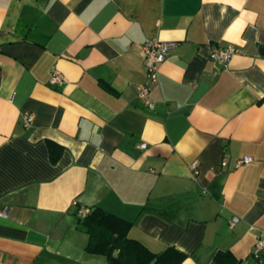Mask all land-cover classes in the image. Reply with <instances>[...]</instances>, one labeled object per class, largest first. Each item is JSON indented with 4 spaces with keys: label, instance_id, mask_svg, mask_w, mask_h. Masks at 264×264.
Here are the masks:
<instances>
[{
    "label": "crops",
    "instance_id": "crops-1",
    "mask_svg": "<svg viewBox=\"0 0 264 264\" xmlns=\"http://www.w3.org/2000/svg\"><path fill=\"white\" fill-rule=\"evenodd\" d=\"M146 38L175 42L152 109L136 92ZM209 44L239 52L224 65ZM48 140L62 147L55 162ZM95 206L180 264L257 262L264 0H0V264H108L86 251L78 208Z\"/></svg>",
    "mask_w": 264,
    "mask_h": 264
},
{
    "label": "trees",
    "instance_id": "trees-1",
    "mask_svg": "<svg viewBox=\"0 0 264 264\" xmlns=\"http://www.w3.org/2000/svg\"><path fill=\"white\" fill-rule=\"evenodd\" d=\"M50 159L55 162L62 147L55 142L47 141ZM81 225L88 234L86 251L104 255L108 264H180L185 255L169 247L156 254L148 250L139 241L128 237L131 222L95 206L80 218ZM118 250L116 256L113 252ZM230 256L228 252H218L214 259L220 264H233L234 259L224 261ZM154 261V262H153Z\"/></svg>",
    "mask_w": 264,
    "mask_h": 264
},
{
    "label": "built area",
    "instance_id": "built-area-1",
    "mask_svg": "<svg viewBox=\"0 0 264 264\" xmlns=\"http://www.w3.org/2000/svg\"><path fill=\"white\" fill-rule=\"evenodd\" d=\"M175 42L162 41L158 38H146L144 42L140 44L139 54L143 60L146 69V80L137 86L136 92L139 100L148 108L152 109L154 103L150 96L151 85L156 84L158 81V68L168 53L174 48ZM239 50L233 46H219L215 44H209L207 46L208 57L212 60H216L224 65L228 63L230 58L238 53ZM50 82L53 84H60L64 78L62 73L58 69H54L50 76ZM34 115L30 112L24 113L22 116V125L25 128H29L33 123ZM145 143L139 144L140 148H144ZM253 159L251 156L245 155L236 160L235 165L238 166L243 163L251 162ZM226 163V159L223 160ZM190 167L194 174L197 173V161L194 160L190 163ZM75 204V203H74ZM7 210L0 211V216L6 217ZM89 212L88 208L79 207L78 214L84 217ZM238 221L237 216H232L228 222L231 227ZM254 256L257 258V262L254 264H261L260 258L264 256V233L258 236L253 250Z\"/></svg>",
    "mask_w": 264,
    "mask_h": 264
},
{
    "label": "water",
    "instance_id": "water-1",
    "mask_svg": "<svg viewBox=\"0 0 264 264\" xmlns=\"http://www.w3.org/2000/svg\"><path fill=\"white\" fill-rule=\"evenodd\" d=\"M117 253H118V250H115V251L113 252V256H116ZM153 262H154V261H153Z\"/></svg>",
    "mask_w": 264,
    "mask_h": 264
}]
</instances>
